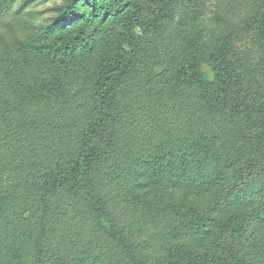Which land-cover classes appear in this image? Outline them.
I'll use <instances>...</instances> for the list:
<instances>
[{
  "label": "trees",
  "instance_id": "16d2710c",
  "mask_svg": "<svg viewBox=\"0 0 264 264\" xmlns=\"http://www.w3.org/2000/svg\"><path fill=\"white\" fill-rule=\"evenodd\" d=\"M18 1L0 0V237L7 233V263L28 256L26 264H77L80 257L92 264H228L190 244L210 233L203 220L222 227L227 218L217 214L246 200L202 156L204 139L208 145L232 134L246 111L245 102L215 98L231 90V76L238 79L229 33L213 47L201 37L179 41L184 34L157 43L131 0H90L99 23L117 17L105 33L68 0L70 14L60 20L77 16L76 26L33 43L34 25L22 18L30 0ZM259 16L251 20L264 28ZM261 40L264 49V34ZM218 162L231 166L229 158ZM163 179L203 185L217 196V216L137 198ZM18 240L30 243L26 254L9 253L8 243Z\"/></svg>",
  "mask_w": 264,
  "mask_h": 264
},
{
  "label": "rangeland",
  "instance_id": "374dc122",
  "mask_svg": "<svg viewBox=\"0 0 264 264\" xmlns=\"http://www.w3.org/2000/svg\"><path fill=\"white\" fill-rule=\"evenodd\" d=\"M24 1L19 0L17 5ZM131 1L146 13L145 22L150 25V30L145 33L150 40L157 38V43L166 44L176 39L177 34H184L178 38L179 41L193 44L201 37L206 46L213 47L222 35L229 33L232 45L229 53L237 64L238 79L231 76V90L217 91L215 98L221 96L234 104L245 102L246 111L240 123L228 131L232 134L208 145L206 143L209 142L204 139L202 156L208 161L213 160L217 171L228 181L227 185L234 186L235 192L232 190L231 193L244 195L246 200L241 199L242 202L238 201L217 214L227 218L222 227L203 220L207 228L211 227L210 233H207L204 242H192L190 251L210 253L217 263L222 262L223 257L228 264H264V49L261 40L264 28L259 22L251 20L252 16L264 14V0ZM67 2L30 0L29 8L22 16L34 25L28 32L30 42H52L76 26L77 16H72L75 19L60 20L70 14L65 9ZM250 2V7L246 6ZM90 4V0H75L78 16L84 12L88 26L106 33L117 23V17L112 16L107 23H99V16H94L95 11ZM225 20L228 23L232 21V25L224 23ZM142 30L139 29L140 32ZM225 139L234 145V149H227L229 142L220 148ZM222 158L231 159V166L218 162ZM172 184L163 179L157 185L139 190L137 198L180 209L192 204L199 208L201 216L208 211L211 216L216 214L212 204L217 196L208 194L209 190L203 185ZM9 244L10 254H26L30 246L29 242L23 245L19 240ZM0 253L5 255L0 264H26L28 260L27 256L21 262L7 263V233L0 237ZM77 264L92 263L80 257Z\"/></svg>",
  "mask_w": 264,
  "mask_h": 264
}]
</instances>
